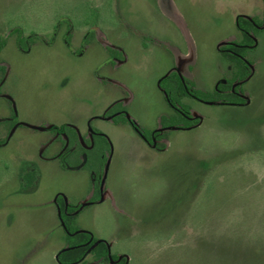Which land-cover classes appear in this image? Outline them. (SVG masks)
I'll return each mask as SVG.
<instances>
[{"label": "rangeland", "instance_id": "rangeland-1", "mask_svg": "<svg viewBox=\"0 0 264 264\" xmlns=\"http://www.w3.org/2000/svg\"><path fill=\"white\" fill-rule=\"evenodd\" d=\"M239 16L263 23L239 83L246 103L182 97L200 122L158 129L172 112L159 85L172 48L191 46L181 72L213 90L231 74L219 47L239 38ZM14 29L40 39L21 50ZM0 34V264H58L52 247L64 232L48 200L81 192L89 173L42 160L46 133L31 124H63L68 112L108 141L101 182L114 199L82 208L76 225L110 241L112 254L126 264H264V0H0ZM118 100L110 116L124 108L147 135L157 128L163 150L104 117Z\"/></svg>", "mask_w": 264, "mask_h": 264}, {"label": "trees", "instance_id": "trees-1", "mask_svg": "<svg viewBox=\"0 0 264 264\" xmlns=\"http://www.w3.org/2000/svg\"><path fill=\"white\" fill-rule=\"evenodd\" d=\"M261 27V21L257 18H247L243 16L237 18L236 28L238 30L239 39L220 47V55L232 65L231 74L225 78L224 82L219 83L216 89H197L194 82L189 78L184 77L177 68H172L167 75L160 79L159 85L165 93V99L168 102V105L172 109L170 114L164 115L160 118L161 129L165 130L171 127L188 128L197 125L200 122L198 116L192 115L191 106L185 104L182 97L192 98L205 103L229 105H243L246 103L244 93L241 91L242 88L237 85L247 79L251 74V62L249 60L248 52L255 48L256 41L254 37L260 32ZM13 33L16 34V44L21 50H25L27 45L31 44L34 39H39V36L35 33L24 36L15 29L13 30ZM66 40L68 41L67 38ZM6 41L7 35L0 34V51L5 46ZM84 43H89L88 38L84 39ZM109 51L110 54H117L114 50ZM1 67L0 64V69ZM117 104L118 103L114 104L109 109L108 114H110L109 112L112 109L116 108ZM111 117L116 124H130L140 133V135L145 137L146 140L152 142L151 132L147 135L144 131H141L136 123L132 119L127 118L122 111H120L118 115H112ZM9 122L13 123V125L16 123L12 121ZM8 130H10V128ZM50 130L55 131L54 128H51ZM91 131L93 143L90 149H85L77 142L78 135L76 131L68 125H62V133L66 135L68 140V149H72L66 158L68 160V165L76 167L82 163L81 167L83 169L88 168L89 171L95 173L96 180L90 201H97L100 199L98 180H100L101 177L102 166L105 159L104 153L107 151L108 141L105 135L98 130L91 128ZM152 135L154 136V133H152ZM164 135L165 134L161 133L159 136L155 135V137L156 139H159L165 137ZM5 141L6 139H1L0 144H3ZM100 145L102 148L99 149V154H97L95 151ZM79 155H84L85 160L82 162L81 160H78L77 157ZM73 156L77 159L74 162L69 161ZM24 175L26 178V186L28 188L33 187L36 178L35 171H25ZM54 202L58 211V219L64 232V246L56 254V260L59 264H85L86 256L88 255H90L92 260L95 261L101 260L110 262L116 258L115 255L108 253L107 244L104 240L95 238L89 231L80 230L76 225V216L78 213L77 210L80 207L79 205L66 204L61 195H57ZM121 261H123V258Z\"/></svg>", "mask_w": 264, "mask_h": 264}, {"label": "crops", "instance_id": "crops-1", "mask_svg": "<svg viewBox=\"0 0 264 264\" xmlns=\"http://www.w3.org/2000/svg\"><path fill=\"white\" fill-rule=\"evenodd\" d=\"M178 26L184 32H186L185 29H184V27H183V24L180 21H178ZM188 43L189 42H187V47H188ZM190 48H191V46L189 47V49H186V51H182L181 46H177V45H175V47L172 48L173 52H171V55L173 56V59H174V56L176 57L174 59V64H176V66L181 71H182L181 66L185 64L184 57H187L189 55ZM166 72L168 73V71H166ZM182 73L184 74V71ZM113 103L114 102L110 103V105H108V107L111 106V104H113ZM76 116H77L76 113L68 112L67 113V117H68V119L69 118H71V119L65 121L63 124H58V125H54V126H56V127L62 126V125H69V126H71L76 131V133L78 135V140H79V143L81 144V146H83L86 149H90V147H91V145L93 143L91 127H90V129H86V128L81 127V123L79 122L78 118H76ZM90 117H91V115L88 116L87 113L84 115V119L86 118V121L93 119V117H91V118ZM31 126L34 127L32 129L36 133H39V134L46 133L44 135V137L39 141V146H38V152L40 153L39 156H40V158L42 160H45V161H51V160L52 161H57V163H59V167L62 170H65V171H75V172H79L81 170L82 171H85L81 167V164L82 163L80 165L76 166V167H71V166H67V165L64 166V164H62V162L58 159L59 156H61V153H62L63 149L67 145V137L65 135L64 136L62 135V139L61 140H56L57 133L54 134V133L51 132V130H50V128H51L50 127L51 126L50 123L49 124H46L44 127L43 126H38L37 127L36 125H32V124H31ZM96 130H98V129H96ZM88 140H89V143L86 144V142H88ZM47 149H48L47 155H43L44 151H46ZM79 159L81 160V162L84 161L85 160L84 155H80ZM69 161L74 162L75 161V157L74 156L71 157V160H69ZM34 169H35V167H34ZM35 170L37 172V169H35ZM85 172L86 173L87 172L89 173L88 170L85 171ZM86 177L88 179V185H85V188L81 192L76 193V194L71 192V193H69L68 196L66 194L61 193V192L58 193V195H62L63 196L64 201H65L66 204H70V205H72V204L73 205L81 204L82 207L85 204H87L85 201L90 196L89 190H90L91 181H92V175H91V173L87 174ZM100 191H101V198H100V200L97 203H101V202L106 201V200H109L110 201V199L113 201L114 196H113L112 192L108 188L100 187ZM54 198L55 197H50V199L48 201L50 203H53L54 200H55ZM72 198H74V201H72ZM72 202H74V203H72ZM81 209L82 208L79 209L78 213L81 211ZM55 212H56L57 220L59 221V219H58V211H57L56 205H55ZM59 228H62V226L60 225V222H59ZM80 230L88 231V230H85L83 228H80ZM63 236H62V239H63L62 245L59 242V245L58 246L52 247V252H53V250L54 251L56 250L54 252V254L51 253L52 258L54 260H56V254H57V252L60 249H62L63 246H64V244H63V242H64ZM102 239L103 238H100L99 240H102ZM56 262H57V260H56ZM96 263H98V262H92V264H96Z\"/></svg>", "mask_w": 264, "mask_h": 264}, {"label": "flooded vegetation", "instance_id": "flooded-vegetation-1", "mask_svg": "<svg viewBox=\"0 0 264 264\" xmlns=\"http://www.w3.org/2000/svg\"><path fill=\"white\" fill-rule=\"evenodd\" d=\"M238 18V17H237ZM237 18H236V20H237ZM261 26H263V23L261 22ZM262 28V27H261ZM54 32H52V34H53ZM92 35L93 33L92 32H90V33H88V35ZM64 36H65V40H66V38L67 39H69V36H70V34H69V32L67 31V33H65L64 34ZM87 38V36H84L83 37V40L81 41V43H80V49L81 50H83L85 47H87L88 46V44H85L84 43V39H86ZM40 39V38H39ZM239 39V38H238ZM237 39V40H238ZM67 41V40H66ZM236 40H234V41H229V42H235ZM229 42H227V43H229ZM227 43H225V44H227ZM68 44L70 45V41H68ZM224 44V45H225ZM222 46V45H221ZM220 46V47H221ZM220 47H219V51H220ZM113 57V56H112ZM172 68H177L178 70H179V72L184 76V77H186V78H188L186 75H184L182 72H181V70L176 66V65H174V60H173V65H172V67L169 69V71L172 69ZM168 71V72H169ZM231 73V72H230ZM168 73H166V75H167ZM165 76V75H164ZM163 76V77H164ZM163 77H161V78H163ZM228 77V76H227ZM160 78V79H161ZM226 78V77H225ZM225 78H224V80H225ZM160 79H159V81H160ZM190 79V78H189ZM190 80H192V79H190ZM193 81V80H192ZM221 82H224V81H221ZM221 82H219V83H221ZM218 83V84H219ZM240 83H243V81L242 82H240ZM217 84V85H218ZM237 86H239V83H238V85ZM240 87V86H239ZM216 88H217V86H216ZM216 88H214V89H216ZM188 98V97H187ZM192 99V98H191ZM120 101L118 100V101H116L115 103H113V104H111V106H109L108 107V109H107V111L105 112V114H104V117H107V119H109L110 121H112V123H114L113 122V120H112V117L110 116V114H108V111H109V109L114 105V104H116V103H119ZM121 104V103H120ZM120 111H122L123 112V114H125V116H126V112H125V110H124V108H121L120 109ZM120 111H118L116 114L118 115L119 113H120ZM69 126V125H68ZM71 127V126H70ZM51 128H54V130L55 131H52L51 130V132L52 133H57V138H56V140H61L62 139V135L64 136L65 134L64 133H62V126H58V127H56V126H53V127H51ZM50 128V129H51ZM92 128V127H91ZM94 129V128H93ZM158 129H161V126L158 128ZM96 130V129H95ZM164 130V129H163ZM99 131V130H98ZM99 132H101V131H99ZM138 132V131H137ZM156 132V133H155ZM101 133H103V132H101ZM139 133V132H138ZM152 133H154V136L152 135ZM104 134V133H103ZM161 134V132L160 131H158L157 130V128L154 130V131H151V136H152V142H149L148 140H146V138L145 137H143L142 135H140V133H139V135L141 136V137H143L146 141H148V143L152 146V147H154L155 149H158V150H161L162 149V147H161V145L159 144V141L160 140H162V139H166L165 137H161V138H159V139H156V137H155V135H157V136H159ZM66 136V135H65ZM77 142L79 143V140H78V138H77ZM86 142V141H85ZM87 143H89V140H88V142H86V144ZM80 144V143H79ZM80 146H81V144H80ZM83 147V146H82ZM84 148V147H83ZM86 149V148H85ZM71 150L72 149H68V140H67V145H66V147L63 149V151H62V153L64 152V154H62L61 153V156H59V160L62 162V164H64V166L65 165H67V166H70V165H68V160L66 159L67 158V156L69 155V153L71 152ZM163 150V149H162ZM79 157H80V155L77 157L78 158V160H80L79 159ZM76 157H75V160L77 159ZM89 171V170H88ZM89 173H91V175H92V181H91V187H90V190H89V193H90V196L87 198V200L85 201L87 204H85L83 207H82V205L81 204H76V205H79L80 207H79V209L80 208H84L85 206H88V205H90L92 202H98L100 199H98L97 201H90V197L92 196V193H93V187H94V183H95V180H96V176H95V173L93 172V171H89ZM101 177H102V174H101ZM101 177H100V180H98V183H99V191H100V187H103V185H102V182H101ZM103 188H106V187H103ZM100 198H101V191H100ZM79 209L77 210V211H79ZM102 240H104V239H102ZM105 242H106V244H107V248H108V253L109 254H112L111 252H110V245H111V242L110 241H107V240H104ZM113 255H115V254H113ZM90 256V255H89ZM116 256V255H115ZM87 257L88 256H86V263L85 264H88V261H87ZM121 258V259H120ZM122 260V257H118V256H116V258L114 259V260H112V261H110V262H105V261H102V262H105L106 264H111V263H118V264H126V260H125V258H123V261H121ZM91 263L92 262H98V263H101V260H97V261H95V260H92V258H91V261H90ZM76 264H80V263H76ZM97 264V263H96Z\"/></svg>", "mask_w": 264, "mask_h": 264}, {"label": "water", "instance_id": "water-1", "mask_svg": "<svg viewBox=\"0 0 264 264\" xmlns=\"http://www.w3.org/2000/svg\"><path fill=\"white\" fill-rule=\"evenodd\" d=\"M57 256V255H56Z\"/></svg>", "mask_w": 264, "mask_h": 264}]
</instances>
